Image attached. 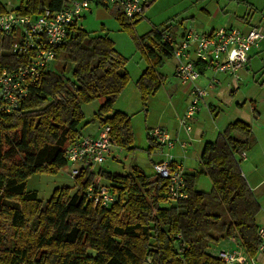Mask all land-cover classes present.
Instances as JSON below:
<instances>
[{"label":"trees","instance_id":"trees-1","mask_svg":"<svg viewBox=\"0 0 264 264\" xmlns=\"http://www.w3.org/2000/svg\"><path fill=\"white\" fill-rule=\"evenodd\" d=\"M70 1L20 0L15 10L35 15ZM94 2L109 9L108 0ZM113 4L120 29L134 37L146 62L135 81L145 106L146 97L161 84L157 68L173 55L176 25L167 22L134 34L143 13L129 21ZM6 11L0 0V15ZM14 39L12 33H0V69L12 70L28 60L11 50ZM54 50L55 58L27 85L16 108L0 111V264H224L211 242L226 237L254 257L261 243L255 222L260 205L239 166L238 156L253 142L250 126L241 120L228 123L215 140L204 144L199 170H183L184 199L169 198L168 182L153 168L147 173L136 163L129 169L99 166L96 171L81 166L73 177L74 190L55 187L44 201L35 189H27L32 174H56L68 165L66 147L94 136L82 133L90 121L110 127L112 145L136 148L131 114L113 107L130 74L127 58L111 36L103 28L95 32L75 23ZM193 63L199 72L209 66L199 59ZM95 98L101 105L83 122L80 103ZM146 138L150 156L161 144L148 131ZM199 174L209 177L208 192L196 188ZM99 184L114 196L108 205L96 204L87 195L89 186L97 190Z\"/></svg>","mask_w":264,"mask_h":264},{"label":"built area","instance_id":"built-area-1","mask_svg":"<svg viewBox=\"0 0 264 264\" xmlns=\"http://www.w3.org/2000/svg\"><path fill=\"white\" fill-rule=\"evenodd\" d=\"M120 6L124 16L129 20L137 18L143 13L147 0H108ZM94 0H72L65 7L51 10L46 7L43 12L29 15L20 14L10 9L0 15V33L14 34L15 39L11 50L26 54L28 60L25 64L12 70L0 69V111H13L21 97L27 93V85L39 79L42 70L55 58V46L60 44L70 34L72 27L81 16L90 10ZM264 41V24L254 22L242 30L236 26H220L210 32L188 29L184 32L173 51V56L178 59L175 74L182 84L190 87L189 101L179 123L189 134L192 129L191 120L199 109L200 101L207 95L205 86L196 84L195 80L199 71L194 66L193 60L206 61L215 71L228 72L234 83L239 79V70L248 61L252 48L259 47ZM209 83L208 86H211ZM162 147H171L175 138L161 128L153 127L148 131ZM110 127H101L94 136H83L69 144L65 150V157L72 167L70 175L74 177L81 166L101 164L109 155L112 146ZM160 151V148L157 150ZM165 158L153 162L152 168L157 175L168 182L167 192L171 199H184L187 197L186 183L183 168L173 164L172 155L164 152ZM88 197L94 203L110 204L114 196L107 188L99 184L94 189L89 186ZM257 234L261 239L259 251L264 250V227H259ZM234 242L233 237L230 238ZM239 246L240 244L236 242ZM241 247V246H240ZM242 248V247H241ZM217 255L224 264H244L255 259L245 256L238 248L217 251Z\"/></svg>","mask_w":264,"mask_h":264},{"label":"crops","instance_id":"crops-1","mask_svg":"<svg viewBox=\"0 0 264 264\" xmlns=\"http://www.w3.org/2000/svg\"><path fill=\"white\" fill-rule=\"evenodd\" d=\"M150 1L151 3L144 10L142 17V21L148 22L146 31L151 26L158 25L150 16V10L158 0H147L146 3ZM195 1L197 10L195 12L188 11L187 13L190 14L181 23L175 22L174 38L176 41L180 40L188 29L210 32L220 26L231 25L245 30L254 22L264 24V0ZM110 5L114 6L115 4L108 2L109 9L101 6L104 10H114L110 8ZM85 13L82 15L83 17H85ZM100 14L104 15V12L101 11ZM80 20L77 23L84 27L79 23ZM184 24L188 26H184ZM168 61L172 62L171 75L178 82H170L169 76L160 71L164 66L157 68L158 73L162 76L161 84L147 98L154 97L158 103L162 101L163 106L158 118L151 122L155 126L147 125L145 128L146 131H149L153 127H161L175 138V142L168 148L160 145V151L156 150L153 160H162L165 158L164 152H169L172 155L173 164L181 166L187 173H194L200 168V155L204 144L215 140L228 123L234 120L245 122L251 128L253 142L247 150L238 156L240 158L239 166L243 177L260 205V210L255 215V222L259 227H264V41L260 43L259 47L250 50L248 61L238 71L239 79L236 84L228 72L215 71L210 65L199 72L195 82L200 86L207 87L208 93L200 101V107L191 120L192 129L189 134L185 133L184 127L179 123V117L185 110L186 103H188L191 86L182 84L175 74L178 59L172 55ZM209 83L212 85L208 86ZM179 93L184 97L181 110H178L174 104H170L172 98ZM100 128L97 124L96 129L88 132V134L96 135ZM233 135L236 138H242L236 132ZM112 156H114L113 162L118 163L119 160L115 155ZM211 245L214 251L238 248L243 251L245 256H248L243 248L228 237L211 242ZM253 258L255 264H264V250L258 251ZM244 264L252 263L248 261Z\"/></svg>","mask_w":264,"mask_h":264},{"label":"rangeland","instance_id":"rangeland-1","mask_svg":"<svg viewBox=\"0 0 264 264\" xmlns=\"http://www.w3.org/2000/svg\"><path fill=\"white\" fill-rule=\"evenodd\" d=\"M1 2L5 5L7 10H15L20 4V0H1ZM90 8L91 11L86 12L84 15L85 17L82 16V19H79V23L82 24L87 30L95 32H99L102 28H105L103 29V32H107L111 36V38L114 40L116 49L127 58L126 69L130 74V81L115 100L113 107L114 109H121L131 114L135 137L134 143L136 146L133 151H127L124 149L121 150L115 145H112L110 155L105 158L103 163L93 164L94 171H96L99 166H102L107 170H113L115 168L121 169L122 167L129 169L131 165L136 163L147 173H151V164L156 162L155 159L153 160V155L156 154V150H158L159 147H154L151 152L152 155H148L146 148L149 144V140L146 138L145 127L147 125L155 126L152 125L153 123L151 122L158 118L163 106L162 101L158 103L154 97H146L145 106L143 105L140 100V94L136 87L135 81L142 72L141 69H144V64L146 66V62L141 56L134 37L129 32L120 29L119 23L111 11L104 10L101 5H96L94 2L90 4ZM110 8L115 9L117 7L116 5H110ZM196 10L197 7L195 0H158L153 4L150 10V16L152 20L158 24L156 26H159L160 24L163 25L167 22L178 21L181 23L182 21L186 20L184 18L190 14L187 13L188 11L195 12ZM101 11L104 12V15L100 14ZM142 20L135 24L133 30L134 34L140 35L146 32V29L148 28V22H144ZM184 26L188 25L184 24ZM168 59L169 58L164 59L163 64L161 65V67H164L160 71L169 76L168 80L170 82L176 83L178 81L174 76L171 75L172 62H169ZM178 89H180V87H178ZM170 104H174L178 110H181L184 104V97L181 93H179L172 98V102H170ZM187 104L188 103H186L185 110L188 106ZM100 105V98L81 102L80 107L83 113L82 121H90L95 112L99 109ZM96 126V122L90 121L82 128V133L88 134V132L90 133L94 131ZM112 155H115V157L119 160L118 163L113 162L114 156ZM71 167L72 166L68 164L61 168L56 174L34 173L27 179V189H35L38 192V197L42 201L50 197L55 187L65 185L70 186L71 190H74V179L69 173ZM196 188L208 192L212 188L209 177L205 174H199L196 180ZM168 203L170 202H166V204Z\"/></svg>","mask_w":264,"mask_h":264}]
</instances>
